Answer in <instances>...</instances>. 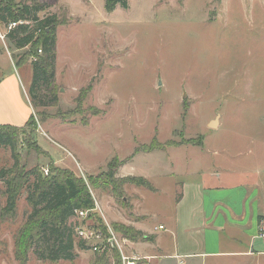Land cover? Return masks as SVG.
<instances>
[{
	"label": "rangeland",
	"instance_id": "1",
	"mask_svg": "<svg viewBox=\"0 0 264 264\" xmlns=\"http://www.w3.org/2000/svg\"><path fill=\"white\" fill-rule=\"evenodd\" d=\"M37 1L47 6L39 21L59 20V103L45 110L47 118L30 99L37 45L17 49L8 41L11 23H0L7 35L0 40V80L17 76L34 118L17 132L18 176L37 170L45 179V170L50 176L57 169L80 178L94 206L112 209L97 216L129 250L133 242L114 227L137 231V222L165 224L181 182L212 185L219 181L213 177L217 173L222 182L264 186V153L262 161L259 157L264 152V0H127V9L117 7L112 14L104 10L105 0ZM88 85L92 91L79 109L75 100ZM152 142L173 146L129 160L137 147ZM17 159L0 147V171L13 169ZM125 163L123 172L150 179L155 191L127 184L120 197L112 194L108 166L119 178ZM4 187L0 179V264H19L13 235L32 210L23 191L16 218L4 219ZM68 222L77 258L42 262L31 254L26 264H119L120 252L118 258L112 250L103 255L80 250L75 215ZM172 246L169 242L167 250L174 255Z\"/></svg>",
	"mask_w": 264,
	"mask_h": 264
},
{
	"label": "trees",
	"instance_id": "2",
	"mask_svg": "<svg viewBox=\"0 0 264 264\" xmlns=\"http://www.w3.org/2000/svg\"><path fill=\"white\" fill-rule=\"evenodd\" d=\"M215 1L219 2L220 0ZM46 7L45 4H41L37 0L32 1L31 4L0 1V23L4 25L16 24L8 33L9 43L19 50L37 45L36 52L32 53L33 80L30 85V99L34 108L41 110V117H46L45 110L47 108L57 107L59 103L55 86L56 31L59 20L57 16H52L39 21L38 14ZM117 7L127 9V0H105L104 10L108 14L114 13ZM37 51L41 53L37 54ZM91 91L92 86L88 85L86 93L82 92V95L76 98L75 101L79 109ZM33 119V115H31L30 120L23 127L0 125V147L10 149L12 158L17 159L18 130L30 126ZM166 146H173V144ZM165 147L152 142L149 146L137 147L132 158L139 153L149 154L155 150H165ZM16 167H18V159L13 169L0 171V179L5 186L3 194L6 199L1 212L2 217L6 220L16 218V203L23 191L27 193V204L32 210L23 225L13 235L16 262L26 264L31 254H34L42 262L74 261L78 255L74 251L75 237L73 229L68 225V220L76 214V211L95 209L92 193L88 191L80 178L74 177L71 173L55 169L52 170L50 176L47 174L44 179L37 170L25 176H18L14 171ZM32 176L35 181H31ZM105 176L110 179L107 189L117 197L121 196L122 188L127 184L155 191L152 184L143 177L116 178V170L112 169L110 165ZM89 219L104 233L106 232L104 223L96 212L91 213ZM114 230L133 243H137L139 240L153 241L151 237L144 235L141 231H136L125 225L115 226ZM78 246L80 250L89 249L83 241H80ZM112 251L119 258V252L116 249ZM99 260L105 259L100 257ZM118 261L120 262V258Z\"/></svg>",
	"mask_w": 264,
	"mask_h": 264
},
{
	"label": "crops",
	"instance_id": "3",
	"mask_svg": "<svg viewBox=\"0 0 264 264\" xmlns=\"http://www.w3.org/2000/svg\"><path fill=\"white\" fill-rule=\"evenodd\" d=\"M31 115V104L23 94L17 76L12 73L1 79L0 125L23 127ZM263 153L259 155L260 161ZM127 163L118 170L120 179L143 177L123 172ZM261 169L264 173V166ZM231 175L228 178H232ZM222 176L214 173L213 177L219 181L212 185L198 179L179 183L174 188L173 213L165 224H133L153 241L133 243L131 254L149 257L152 264H163L168 259L177 264H264V241L258 235L259 223L264 219V186L248 180L230 183L225 179L222 182ZM147 180L154 186L150 179ZM102 210L104 215L106 211H109L107 214L112 212L107 204ZM169 242H173L174 255L167 250Z\"/></svg>",
	"mask_w": 264,
	"mask_h": 264
},
{
	"label": "built area",
	"instance_id": "4",
	"mask_svg": "<svg viewBox=\"0 0 264 264\" xmlns=\"http://www.w3.org/2000/svg\"><path fill=\"white\" fill-rule=\"evenodd\" d=\"M16 26L15 23L10 24V29ZM8 34V32H7ZM7 35L2 34L0 31V40L3 41ZM41 52L39 51V54ZM45 173L48 172L45 170ZM95 209L91 211L79 210L76 211V227H75V236L78 237L81 241L85 242L87 247L91 252L98 254H108L109 251L116 249L120 252V262L119 264H152V259L145 256H136L131 254L132 251L127 249L120 240L114 236L110 225L104 223L106 232L104 233L101 228L94 225L93 222L89 219L91 213H101L100 206L95 202ZM101 216V215H100ZM162 230L163 227H160ZM259 238L264 241V219L261 220L258 226ZM130 243V242H129ZM132 244V243H131ZM126 249V250H125Z\"/></svg>",
	"mask_w": 264,
	"mask_h": 264
}]
</instances>
